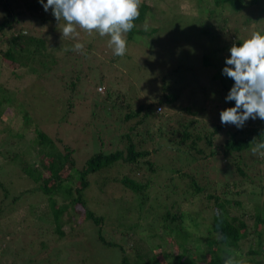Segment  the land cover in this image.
Here are the masks:
<instances>
[{
    "label": "trees",
    "instance_id": "16d2710c",
    "mask_svg": "<svg viewBox=\"0 0 264 264\" xmlns=\"http://www.w3.org/2000/svg\"><path fill=\"white\" fill-rule=\"evenodd\" d=\"M186 1L176 0L177 5L173 4L174 12L169 14L174 16L173 19H177L181 11L187 15L198 14L201 25L193 24L188 28L196 32L192 36L195 47H199V41H202L201 47L205 49L199 59L203 64H206L205 67L216 69L220 64L217 61L220 55L224 58L226 53H229L228 44L223 41L225 35L231 37V29L227 26L229 19L225 15L226 12L238 16L245 9L258 5L259 0H190L192 1V4L189 5L190 11L185 10ZM44 3H47V0H44ZM156 4V0L140 3V16L134 21V28L124 34L127 42L125 57L128 56V53L132 55V48L129 49V47H133L134 44L139 45L140 38L146 39L153 36L152 45L158 42L167 48L169 45L171 47L174 45L171 38L174 31L188 29L181 27L176 22L166 21L158 28L145 30L149 24L146 22L149 14L154 21L158 18L155 14ZM26 19L31 24V29L19 28V24ZM240 20L242 22L246 20L250 25L254 22L251 17ZM49 21L57 20L51 9L47 12L44 10L40 0H0V58L5 62H11L24 68L23 76L34 74L41 82L40 84L37 82V86L44 83L55 92L54 95H51L43 87L52 99L50 102L52 107L49 109L58 112L53 117L55 121L59 116H67L65 113L69 116L75 112H84L86 115L88 114L85 125L92 126L93 123L98 122L105 130L107 124H114L115 130L112 128L110 131L112 138H115L112 143H118V137L120 141L126 139L127 143L122 149L117 147L116 150L106 153L104 141L100 138L102 149L94 154L77 173L74 158L76 149L67 144L59 135L53 138L44 131V128L51 129V127H48V120L40 113L39 107L33 105V98L37 91L33 87L34 85H28L25 89L22 102L14 97H8L6 94L0 95V123L3 125L0 133L6 135L0 140V247L1 244L5 245V248L1 247L0 250V264H12V257L6 255L10 249L9 242L13 239L20 240L24 235L23 228L27 232L28 226L41 225L45 220L50 222V227L54 229V231L48 232V239L50 235L63 237L68 217L78 218L79 216L82 218L81 223L89 222L92 227L99 228L98 233L96 231L98 243L100 242L105 247L120 249L122 264H225L226 260H231L232 264H264L262 232L264 216L261 211L264 210L262 170L260 169L257 174L253 173L255 164H248L244 158L246 152L253 154L254 144L251 142L254 139H256V143L264 142V120L257 121L258 124L254 127H236L237 129H234L226 139L221 155L234 166V169L230 168L231 179L227 183L223 182V185H219V182H215L213 185L202 187L197 182L194 169L190 173L183 172V174L182 169L177 170L176 172L181 174L180 178L183 176L184 179H190V182L188 185H184V189L180 183H173L161 209L156 207L154 210V206H149L150 212L156 213L152 218L153 223L150 224V228H146L144 231L154 234L144 236L145 232L140 231L141 227H144L141 218L149 200V189L156 183L148 180L146 181L147 185H142L145 182L138 179L137 172L141 169L142 161H146L155 153L156 155L160 154L161 150L164 152V149L147 150L143 148L146 140L135 142L134 132L149 118L154 121L157 118L156 115L160 114L159 108L163 111L164 105L172 106L181 98V95L164 96L155 105L145 106L140 103L138 110L131 112L125 106L116 107L113 101L122 100L111 97L112 93L105 84L109 77L108 68L110 65L105 67V71H101L103 64L111 63L106 60L107 58L111 59L110 61L115 60V57H118V60L121 59L114 55L113 49L108 46L110 37H100L94 33L92 41H89L86 35H83L89 42L87 43L85 40L84 47L88 48L85 50L83 48L81 53L74 55L72 53L74 51L71 50L73 46L67 45L70 50L64 51L62 48V52H66L68 55L61 63L60 58L56 56L58 50L48 39L46 30L45 32L42 30L48 26ZM238 25H243V23L240 22ZM238 25L236 24V26ZM161 27L162 31L159 29ZM167 28L172 32L167 31ZM256 32H260V28ZM253 33L255 32L248 33L246 38H250ZM261 33L264 34V31ZM230 39L236 46H240L243 42L235 36ZM211 48L214 49L212 53L210 52ZM108 52H112L109 57L107 56ZM222 73L223 71H216L211 78L214 81H219L222 84L221 90L229 94L235 82ZM86 86H90V89L91 86L95 88L90 90ZM3 90V85L0 84V92ZM95 95L99 98H96ZM78 97H83V101H80ZM43 101H45L44 97ZM5 106H12L19 112L22 119L19 128L4 124V117L7 114ZM230 107H235V101H228L223 110ZM63 110L65 113L59 112ZM37 117L40 121L34 125L33 120ZM250 124L252 122L247 121V125ZM32 127H34L32 131L35 136L30 138L29 132ZM118 127H120L119 130L116 129ZM214 127L212 131L194 132L193 144L190 151H187L190 154L194 152V155L192 154L194 160L202 155L206 158H216L219 155L220 152L214 151V139L221 132L223 126L215 125ZM138 135L139 133L135 134V136ZM190 135V132L182 133L181 143L187 140ZM203 142L210 150L209 153L205 148L199 147ZM261 152H264V149L259 150L256 153L257 156H260ZM261 163H264V158L261 159ZM129 164L137 170L136 174L131 173L133 179L127 174L124 175L120 183L133 191L135 195H145H139L134 200L139 219L138 221L134 220L131 216L135 207L132 206L131 209L130 206L117 210L121 216L117 217L116 222H112L110 215H105L106 213L99 215L91 208L92 203L86 197L87 190L90 188L88 176L115 165H124V169L127 170ZM147 164L149 170L155 173L156 168L153 163L147 160ZM11 175L13 177L19 175L20 180L27 186L14 193L15 189L12 187L14 183L11 186L10 182L3 181V179L9 180ZM114 180L116 181L117 178ZM105 183L106 181L100 186L101 192ZM248 192H251V200L255 206L251 209L247 207L245 211L244 202L234 200L232 197L246 198ZM158 200L156 198L155 203ZM121 201L124 204L127 203L124 200ZM19 202L29 203L28 209L38 210V213L30 216L20 213L16 210V205ZM183 204L197 208L193 212H185ZM158 210H163V212ZM125 214L130 215V221L127 219L129 216ZM202 228L209 237L202 238L200 235ZM105 229L111 231L110 235L126 238L127 243L120 246L113 239L107 240L104 234ZM216 236H218L217 239H215ZM152 240H158L159 244L150 245L149 241ZM171 241H174L179 248L174 251L179 252L165 250L168 255L162 262L156 249L160 248L163 243L169 244ZM215 245L217 248H214ZM128 250L131 254L128 253Z\"/></svg>",
    "mask_w": 264,
    "mask_h": 264
},
{
    "label": "rangeland",
    "instance_id": "374dc122",
    "mask_svg": "<svg viewBox=\"0 0 264 264\" xmlns=\"http://www.w3.org/2000/svg\"><path fill=\"white\" fill-rule=\"evenodd\" d=\"M144 1L147 2L148 0H140V3ZM156 1L155 14L158 18L154 21L151 18V14H149L146 20V22L149 23L147 24L148 30L158 28L161 24L164 25V22L166 21L176 22V24L181 27L187 28L193 24L197 26L201 25V20L199 19L198 14L194 15L195 13L187 15L181 11L178 18L173 19L174 16L169 13L172 11L174 12L173 4L177 5L176 0ZM191 4L192 1H186V11H190L189 5ZM210 4L212 3L210 2ZM225 15L229 19L227 26L231 29V37L235 36L244 41L247 39L246 37L248 33L256 32L259 28L260 32L264 31V0H259L258 5L245 9L238 16L231 12H226ZM247 17H251L252 20H254L251 25L249 22L247 23L246 20L245 22L240 20L241 18ZM240 22L243 23V25H238ZM47 24L48 26L42 30L44 32L46 30L48 39L58 50L56 56L60 58L61 63L68 55L66 52H62V48L64 51H69L70 48L67 45L74 46L77 42L83 44L85 40L89 43L87 40L89 39V41H92V38L94 37V33L89 36L86 32L77 29V31L80 32L79 37L76 39L69 37L62 41L61 33L57 27L58 22L49 21ZM236 24L238 26H236ZM21 27L31 29V24H29L26 19L19 24V28ZM52 28L56 30L54 31ZM159 29H161V31L163 30L162 27ZM167 31H170V33L172 32L169 29ZM195 34L196 32L189 28L176 30L173 32V37H171L174 45L172 47L169 45L167 48L158 42L152 45L153 36L146 39L138 37L140 38V40H138V42H140L139 45L134 44L133 47H129V49L132 48V55L128 53L129 57H125L124 55L120 60H118V57H115L116 59L113 61H110L111 59L107 58L106 60L111 63H108V65L103 64L101 67V71H105V67L110 65L108 68L109 77L106 79L105 84L110 90V93H112L111 97H117L122 100L113 101L118 108L125 106L131 112L138 110L140 103L145 106L155 105L158 103L159 99H163L164 96L181 95V98L172 106L164 105L163 111H161L158 116L156 115L157 118L154 121L152 118H149L136 130V132H134L135 142H141L142 139L146 140L143 148H146L147 150L154 148L164 149V152L161 150L160 154L156 155L155 153L153 156L146 159V161H142L141 169L137 172L138 179L145 182L142 183V185H147L146 181L148 180L156 183L149 189V200L144 213L142 214L143 217L141 218L143 219L141 220V223L144 227H141L142 229L140 231L150 228V224L153 223L152 218L156 212L151 213L149 206H154V210H156V207L161 209V205L167 200V195L170 191L169 189L173 183H180L184 189V185H188L190 182V179H184L183 176L180 178L181 174L176 172L177 170L182 169L183 174V172L190 173V171L194 169L197 182L202 187H205L210 184L213 185L215 182H219V185H223V182L227 183L231 179L230 172L232 168L234 169L233 164H229L221 153L226 139L229 138L233 130L237 128L232 124L224 125L221 123L220 113L228 103L226 100L228 94L221 90L220 86L222 84H220L219 81H214L211 78L216 71H223L226 66V59L230 58L231 53L230 51L229 53H226L224 58L220 55L217 60L220 64L217 65L216 69L205 67L206 64H203L202 60L199 59V56L203 54L205 49L201 47L202 41H199V47H195L194 38L192 37ZM83 35H86L88 39ZM231 37L225 35L223 39V41L228 44L229 50L233 45V42H231L230 39ZM87 48L84 47V50ZM213 51L214 49L211 48L210 52L212 53ZM81 52L82 51L72 53L76 55V53ZM111 53L112 52H108L107 56L109 57ZM23 71L24 68H20L11 62H5L0 58V84L3 85L4 89L0 92V95L6 94L8 97H14L15 99L23 101L25 89L28 85H34L33 87L36 88L37 91L33 98V105L39 107L38 110L40 113L48 120V127H51V129L44 128V131L53 138L54 136L58 137L59 135L67 144L76 149L74 158L76 160L75 171L77 173L86 165V162L89 161L94 154L102 149L101 142L99 141L100 138L104 141V151L106 153L116 150L117 147L121 149L125 147V144L127 143L126 139L120 141L118 137V143H112L115 138H112L110 131L112 128H115L114 124H107L105 130L102 129L98 122L93 123L92 126H87L85 124L88 120V114L86 115L84 112H75L68 116V114L65 113V110L59 111L60 113H65L67 116H59L58 120L55 121L53 117L58 112L51 108L49 109V107H52L50 104L52 99L45 92L44 88H46L51 95H54L55 92L49 89L48 86L44 85V83L41 86H37V82H39V84L41 83L38 78L34 74L23 76ZM86 87L90 89V86ZM92 88L94 89L95 87L91 86V89ZM43 97L45 98V101H43ZM95 97L99 98L97 95H95ZM38 98H40L39 101ZM78 98L80 101H83V97ZM5 107L7 114L4 117V124H10L16 129L19 128L22 124L19 112L14 110L12 106ZM103 112H105V110H103ZM249 120L252 124L247 125L246 121L244 125L246 128L254 127L258 124L257 121L260 122L259 118ZM33 121L35 125L40 120L37 117ZM109 122L111 121L109 120ZM215 125L223 126L221 132L214 139V151L220 152L219 155L216 158H206L202 155L194 160V152L191 154L187 152L190 151V147L193 144L194 132L212 131V128H215ZM1 128H3V125L0 123V130ZM33 128L34 127H32L29 132L30 138L35 136L34 131H32ZM116 129L119 130L120 127ZM186 132H190L191 135L187 140L181 143V134ZM136 133H139V135L135 136ZM5 136V134L0 133V140ZM199 147L202 149L205 148L207 153L210 152V150L206 148V143L204 142L200 143ZM244 158L248 164H255L256 167L254 168L253 173L257 174L260 169L262 170L261 174L264 183V163H261V159L264 158V155L257 156V154L246 152ZM147 160L153 163V166L156 168L155 173L149 170ZM136 171L137 170L134 169V166L129 164L127 170L124 169V165H115L111 168L104 169L101 172L91 173L88 176L90 188L87 190L86 195L91 201L90 203H92L91 208L99 215L104 213H106L105 215H110L112 222H116L117 217L121 216L117 210L124 209V207L128 208L130 206L132 209V206H134L135 208L133 209L131 216L134 220L138 221L139 215L138 211L136 212V202L134 200H136L139 195H145H135L133 191L120 183L121 178L126 174L133 179L134 177L131 173L134 172L136 174ZM75 178H77V175H75ZM116 178L118 181L114 180ZM3 181L6 183L10 182L11 186L14 183L12 186L15 189H12L14 193L27 186L20 180L19 175L17 177L12 176L9 180L3 179ZM105 181V186L101 192L100 186ZM250 193L251 192H248V194L246 193V198L242 196H235L232 198L237 201L242 200L246 211L247 207H250L249 209H251L255 206L251 200L252 195ZM247 196L250 197L248 198ZM156 198L159 199L157 203H155ZM121 200H124L127 203L124 204ZM262 202L264 203V196L262 197ZM183 206L185 212H193L197 208L195 206L191 207L188 204H183ZM16 207L17 211L29 216L38 213V210L28 209L30 207L29 203L23 204L19 202ZM158 211H161V213L163 212V210ZM261 211L264 216V210ZM235 213L238 212L235 211ZM125 215L129 216L127 219L130 221V215ZM67 220L68 224L65 226L64 236L62 235L63 237H54L50 235L48 239V232L51 230L54 231V229L50 227V222L45 220H43L41 225H35V227L28 226L27 232L26 229L23 228L22 231L24 232V235L22 238L20 240L13 239L9 242L10 249L7 251L6 255L12 257L11 263L122 264V252L119 248L105 247L100 244V242H97L96 231L98 233V227H92L89 222L85 224L81 223V216L78 218L68 217ZM201 230L202 232L200 235H202V238L209 237L207 233H204L203 228ZM104 231L107 240L113 239L114 242L120 246H124V244L127 243L126 238L110 235L109 232L111 231L107 229ZM262 232L264 238V227L262 228ZM151 234L154 233H149L147 231L144 233V236ZM217 238L218 236L215 237V239ZM149 242L150 245H153V243L155 245L159 244L158 240H152ZM4 246V244H1L2 248H5ZM214 248H217V245H215ZM174 249L178 250V245L174 241H171L169 244L163 243L160 248L156 249V251L159 253L160 260L164 262L168 255L165 253V250L174 253L179 252L174 251ZM246 250L247 247L245 248V251ZM128 253L131 254L129 250Z\"/></svg>",
    "mask_w": 264,
    "mask_h": 264
},
{
    "label": "clouds",
    "instance_id": "9594fccd",
    "mask_svg": "<svg viewBox=\"0 0 264 264\" xmlns=\"http://www.w3.org/2000/svg\"><path fill=\"white\" fill-rule=\"evenodd\" d=\"M40 3L46 12L52 10L62 41L79 37L77 29L89 36L93 33L108 36V46L119 57L127 51L124 34L134 28V21L140 16V0H47V3L40 0ZM83 48L84 44L77 42L71 50L80 52ZM229 51L231 55L222 74L235 82L226 97L227 101H235V107L221 111L220 118L224 125L243 128L249 119L264 120V34L255 32L240 46L233 44ZM255 141L251 142L253 154L264 149V142ZM225 264L232 262L226 260Z\"/></svg>",
    "mask_w": 264,
    "mask_h": 264
},
{
    "label": "built area",
    "instance_id": "2783aa9c",
    "mask_svg": "<svg viewBox=\"0 0 264 264\" xmlns=\"http://www.w3.org/2000/svg\"><path fill=\"white\" fill-rule=\"evenodd\" d=\"M161 111H162V110L159 108V109H158V112L160 113Z\"/></svg>",
    "mask_w": 264,
    "mask_h": 264
}]
</instances>
